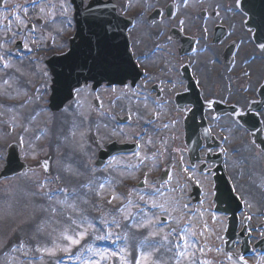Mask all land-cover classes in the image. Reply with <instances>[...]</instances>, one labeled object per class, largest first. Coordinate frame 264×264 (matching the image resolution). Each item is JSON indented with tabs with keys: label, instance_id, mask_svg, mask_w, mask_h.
<instances>
[{
	"label": "rangeland",
	"instance_id": "obj_1",
	"mask_svg": "<svg viewBox=\"0 0 264 264\" xmlns=\"http://www.w3.org/2000/svg\"><path fill=\"white\" fill-rule=\"evenodd\" d=\"M28 1L30 0L13 1V3H16V7L13 9L16 10V15H19L26 24H28L29 21L35 20L37 24L35 31H30L17 20H15L14 23L11 22V31H6L7 22L4 20V17L9 16L8 14L12 8L10 6H0V41H3L6 36L10 38L13 33H18L15 37V42L6 44L5 48L10 49V45H16L17 41L26 40L28 41L29 47L32 48L33 45H35V48H39L38 52H44L45 54L49 49H53V47L49 46H54L59 51L68 49L66 46L67 41L63 40V38L61 39L60 34L69 33L72 27L67 23V17L61 15L59 8L60 0H41V6H55L47 9L54 14V21L49 16H44L43 21L37 20L38 9L33 8L32 5L28 6ZM115 1L119 4L121 9H123L124 5V10L126 9L125 11L129 14H135L137 10H144L143 15L145 16L138 20L134 29L130 30L134 48L136 51L142 52L148 50L149 52L150 49H155V47H157V52L154 54L155 56L149 59V64H151L154 69L153 71L151 70L153 76L157 78L158 71L163 73V75L172 74V70L176 69V67H173L175 58L179 60L180 57L175 55V52H171L170 54V52L166 50L164 40L158 39V23H150L147 21L148 19H146V11L148 12L153 8H158V0H122L124 3L120 2L121 0ZM175 1L177 3L181 2V0ZM224 1H232L233 4L237 5V0ZM129 4H131L130 7ZM24 7L28 8L27 15L23 11ZM225 11L226 13L224 12L222 17L218 20L223 23L225 22L227 25L232 23L235 26L234 32H236V34L230 38L238 37L240 42L239 55L241 58L240 64L235 65V68L241 66L242 70L248 71L251 69V72H247L250 73V75L242 77V80H244L242 84H249L253 94L255 86L259 85L264 78V61L259 56L260 59L249 64L247 56L253 53L255 46L250 38L249 31L245 29V16L234 8H227ZM182 12L184 14L190 13V6L188 5ZM218 20H216L217 23ZM145 23L148 24L146 25ZM141 25L146 27V31L141 29ZM57 30L59 32L58 37ZM50 34L52 39H49ZM152 34L154 35L153 38L151 37ZM55 38L57 41L53 40ZM154 38L157 40L156 42ZM32 41H36V43L33 44ZM3 51L4 49H0V52ZM13 53H15V51ZM172 54H174L175 58H172ZM210 54L211 52L209 51L208 54L207 52L203 53L204 56ZM46 55L48 56V54ZM200 55L201 61L202 54ZM51 58H53V56L49 59ZM73 58L76 59L75 57ZM5 59L12 67L4 69L2 64H0V79L1 76L3 77V80L0 81V97L6 94L10 98H17L25 101L23 95L26 93L36 95L33 91V88H35L34 85L37 82H43L46 96L41 105L43 106L42 111L46 112V114L44 116L45 118L39 121V118L35 119L29 125V120L26 121L24 118L19 117L18 114L20 112L16 113L13 109L4 110L0 106V172L6 165L7 154L13 151L15 149L14 147H17V145H19L21 158L29 165V169L24 171L23 174L0 181V264H56V260L60 258H63V264H80L81 260L91 256L87 251H83L80 246L72 249L73 255L71 256L58 251L57 256L52 257L37 253L34 250L28 252L27 256H25V250L13 251L11 245L12 242L15 245L20 239L32 245H35L37 241H39L41 246L47 247H52L54 243L59 244L61 247L67 244V241L62 239L61 233L67 228L68 234H72V229L75 228V225H70L69 217L77 219L79 213H73L66 205L58 203V201L65 200V195L62 193H57L54 199H49L45 193L50 190L67 187L69 193H71L72 189L76 188L79 195L76 197L69 195L67 198L68 203L75 202L78 205V209H84L90 219L96 220L98 218H104L111 221L113 216L109 214L110 210L119 207L121 202L114 201L113 204H108L107 199L111 196L110 191L104 199H100L87 189H80L79 185L92 180L94 182L93 187H97L100 182L112 181V184L106 185V187L109 189L114 188L117 193L125 194L129 189L136 188L134 184L142 180L145 173L148 174V179L152 182L153 180L151 177H153L154 173L158 172V161H165V159L170 160L173 152L177 154L179 149L184 146L183 112L186 110H178L173 103H153L155 100L149 99L147 100V108H145V106L144 108H140V103L136 101V98L121 93L123 96L121 97L122 99L118 102L114 101V105L109 103L108 105L110 108L117 109L118 111H122L123 109L137 111V109L140 108L139 112L141 114L139 112L135 114L137 120H139L138 115L143 120L146 114L153 111L159 115L158 124L156 126L160 125L163 127L164 124H168L169 127L166 130L161 128V131H158V133H151L150 139L153 142L151 145H147L145 143L147 140H143L144 147L139 152L140 156L143 157L148 155L152 157L153 154H155V159H150L152 160L150 162L144 161L140 169H128L130 165L138 164L137 159L131 156L115 157L108 162L106 167L99 168L96 167L94 163L98 149L102 148L111 137H115L113 138L114 140H132L133 133L138 131L136 130L138 125L137 127H134L133 124L121 126L116 123L115 119L108 120V117L103 116L101 113H96L97 117L90 119L94 107L92 100L89 98L93 97L90 93H85L79 97V105L76 102L77 97L73 102L70 101L71 95L69 92L67 94H60V97L63 96L61 99L63 101V109L60 111L50 109L49 101L53 92V82L51 80L55 78V76L46 63V58H43L41 55H39V57L28 56V59L25 57L24 60L21 58V61H16L15 57L11 55L6 56ZM25 61L30 63L32 72L30 76L24 77V75H22L18 78V80L22 81L24 84V87L20 89L21 92H18L22 95L18 97L19 94L15 95L12 93L14 91L13 89H6V87L3 86V81L8 79L9 74L15 75L16 72L19 71V69L15 68L16 65ZM182 62V59L177 62V67H179ZM199 63L198 61L196 66H198ZM59 64L62 65L61 63ZM158 64L160 67H164L160 69ZM59 67L60 66L57 67L58 70L60 69ZM255 78H258V81ZM242 87L244 89L243 85ZM108 91L111 92V89L107 90V93H109ZM208 91H210V88H208ZM87 95H89V97ZM245 102L246 100L243 98L240 106L243 107ZM34 105L36 106V104ZM108 105H106V107ZM39 110L41 111V108ZM60 113L68 115L71 118H69L68 121L65 120L66 130L63 132L64 134L58 135L56 133V141L53 142L52 136L46 131L50 129L51 122L56 116L60 115ZM13 114L14 116L12 117ZM173 120H175V123L172 122ZM231 121V119H227L220 123V125L227 128L230 141L234 144H240L241 146L237 149L239 153L230 156L228 159V173L232 178L236 192L245 203V211L241 215L251 216V214H254L255 216L256 226L251 227L254 237L252 241L254 242L264 237V228L261 229L257 225L264 222V156H261L259 152L255 150L256 146L253 140L250 139V136L246 134V131L240 126L233 125L234 123H231ZM13 123L17 124V127L13 128ZM19 125L29 126L30 129L39 127L40 130L43 129L46 132L42 136V138H45V142L43 141L41 143L40 149L37 147L38 140L35 139V137L41 135L42 132L35 131L34 133L33 130H30L28 133H23ZM104 131L107 132L104 133ZM21 135L24 136V144H20L19 142ZM180 153L181 152H179V154ZM45 160L49 163V170L47 172H45L42 167L43 161ZM70 160L81 161L82 164L80 163V169L76 167H66L69 165L68 163ZM129 171H131L132 176L135 178H129ZM57 176H59L60 179H56ZM193 181L200 182L204 188L205 196L208 197V199L212 198L214 195L213 181L210 177L200 175L198 179H194ZM41 185H44L43 189H41ZM168 188L171 189L172 184H169ZM84 192H88L87 197L84 198L90 201L89 204L82 203L81 196H83ZM174 195L180 197L181 203H183L184 200L180 190H176ZM131 198L134 202H138L136 193H133ZM93 203L101 207H93ZM196 206H198V210L200 211L192 217L194 224L199 227L201 223L200 213H203V222H206L208 226V231L205 233V236L200 237L201 246L206 242L208 248L211 249V251H206L205 256L200 258L208 259L212 261V264H234V262L235 264H240L237 257H232V259L229 260V254L225 252L226 222L224 223V221L221 220L222 218L208 209L206 202ZM53 209H55V211H53ZM195 210L190 209L188 212L194 213ZM132 211H135V209L133 208ZM213 216H215V219H213ZM116 219L122 221V217L119 215L116 216ZM123 223L125 222L122 221V224ZM99 226L100 224L97 223V227ZM110 230L114 233H119L121 236L124 232L128 231V229L123 228V226L120 229L113 226ZM128 234V243L130 245H134L136 241L141 239V234L135 229H132ZM33 237L35 238L33 239ZM121 242L122 240L118 241L116 244L110 241H93L92 243L95 247L112 251L113 247L117 250ZM85 243H87V241H82V245ZM129 250L132 251V248L130 247ZM133 255H135L134 251ZM77 256H79V259H77ZM197 256L199 257L200 254L197 253ZM246 260L251 264H264V256L257 259L254 257L247 258ZM102 264H118V262L113 258L103 261Z\"/></svg>",
	"mask_w": 264,
	"mask_h": 264
},
{
	"label": "snow or ice",
	"instance_id": "obj_2",
	"mask_svg": "<svg viewBox=\"0 0 264 264\" xmlns=\"http://www.w3.org/2000/svg\"><path fill=\"white\" fill-rule=\"evenodd\" d=\"M74 2V0H73ZM30 3L33 8L38 9L37 20L43 21L44 16H49L53 21L55 16L52 12H49L47 9L49 7H55L53 5H44L41 6V0H30ZM0 4L3 6L9 5V0H0ZM189 0H181V5L187 7ZM80 5L85 7V11L91 13L92 5H84V0H80ZM181 5L173 3L170 7H180ZM131 4H129V7ZM240 6V0H237V7ZM12 7H16L12 5ZM71 4L69 0H60L59 8L61 15L67 16ZM24 13L27 15L28 8H23ZM160 10H158L159 12ZM215 15H219V12H215ZM16 20L19 21L24 27H28L25 21L19 16L16 15ZM4 20L7 21L6 31H11V21L9 17L5 16ZM92 22L101 29L104 33H107L108 29L105 27V22L99 17H92ZM67 23L71 26V21L68 20ZM184 21L181 20L180 24L183 25ZM35 25L31 26V31H35ZM204 31H207L205 29ZM18 33H13L12 37H5L3 41H0V49H4L3 52H0V64H2L4 69L11 68L12 65L5 59L6 56L13 55L14 50L5 48V45L8 43H14L15 37ZM33 44L36 41H32ZM24 48L29 52L32 51V48L29 47L27 42L24 43ZM258 48L264 52V43H260ZM89 52H91V46L89 44ZM235 67V63H233ZM75 70L78 72V76L75 79V82H69V94H74L77 97V104L79 105V97L85 93H91L95 91V87L88 83L89 80H96V75H93L95 71L97 75L102 74L105 71L104 62H94L92 66H89L87 59L82 63L76 65ZM244 75L248 76L250 73L245 72ZM81 79L84 81L81 86ZM3 84L11 87L9 80L5 79ZM261 95H264V85H260ZM113 92H117L115 87L112 88ZM122 93L126 91H131L133 96H139L140 93L136 92L131 85H125L124 89L119 90ZM31 99V98H30ZM96 101L98 106H102L100 96H96ZM145 108H147L148 97L145 96ZM139 102V101H138ZM155 103V101H153ZM218 103L216 100H208L207 104L211 107L213 104ZM264 103V101L258 100H246L243 107L233 106V116L235 117V123L237 126L240 125L241 119L248 113L253 111L252 105ZM191 111V109H188ZM39 113L31 115L29 118V125L32 121L36 119V116ZM264 117V113H254ZM132 114L129 112L128 119L131 120ZM154 119H159V115L153 114ZM152 121H146V124H151ZM175 123V120L172 121ZM264 122V121H262ZM22 128L23 133H28L31 129L26 125H19ZM12 127H17V124L13 123ZM164 128H168V124L163 125ZM35 139H40V135H37ZM138 139L142 137L138 136ZM20 144H24V136L21 135L19 138ZM147 145H151L153 142L151 139L145 142ZM134 156L139 158V163L136 165H130L129 168L132 170H138L141 168L145 160L155 159V154L152 157L145 155L140 156L139 152L133 153ZM42 167L45 172L49 170V163L47 160L43 161ZM129 178H135L132 176L131 171H129ZM56 179H60L59 176ZM172 176L168 175L167 179H160L159 181L150 182L148 179V174L145 173V176L142 180L139 181L136 188L129 189L127 193L121 194L117 193L114 188H107L106 185H111L112 181H105L98 183L97 187H93V181L89 180L86 183L79 185L80 189H87L92 192L94 196L104 199L108 192H111V196L107 199L108 204H113L114 201H120L119 207H115L110 210V215L113 216V219L109 221L108 219L98 218L96 220L90 219L84 209H78V205L75 202L68 203L67 198L69 195L76 197L79 195L76 188L72 189V192L69 193L67 187L60 188L56 190H50L45 193L49 199H54L57 193H62L65 195V200L58 201L62 205H66L73 213H79L77 219H72L69 217L70 225H75V228L72 229V234H68V229L66 228L62 233V239L67 241V244L61 247L59 244H55L52 247L41 246L40 242L37 241L35 245H32L26 242L23 239L18 240V242L13 246V251L25 250L24 254L27 256L28 252L35 251L37 253L46 254L48 256L55 257L57 252H63L66 255H73L72 249L74 247L80 246L83 251H87L91 254L86 259L81 260L80 264H102L103 261L108 259L115 258V261L118 264H212V261L208 259H201L200 257L205 256L206 251H211L208 248L207 243L205 242L201 246L200 237H204L205 233L208 231V226L206 222H203L202 217L203 213H200L201 223L199 227L194 224L192 217L196 213H190L187 211L189 208L188 204H182L180 197L174 195L176 192L175 188H168ZM43 189L44 185L40 186ZM180 191H183L181 187ZM133 193H136L138 196V202H134L131 198ZM88 192H84L81 196L83 204H89L90 201L87 198ZM93 207L99 208L101 206L92 204ZM135 211H132V209ZM55 211V209H53ZM121 216L122 221L125 222L122 224L121 220H117L116 216ZM215 219V216H213ZM246 219H251L247 217ZM97 223L100 224L97 227ZM120 229L122 226L128 231L124 232L121 236L119 233H114L110 229L112 227ZM132 229H135L141 234V239L135 242L134 245H130L129 234ZM167 229V230H165ZM35 237H33L34 239ZM123 240L124 245L119 247L115 251H109L108 249H101L93 245V241H110L113 244H116L118 241ZM82 241H87V243L82 245ZM130 247L132 251H130ZM133 251L135 255H133ZM218 251V249H217ZM197 253L200 256H197ZM82 255V252H81ZM98 258V259H97ZM79 259V256H77ZM228 259L231 260L232 256L229 255ZM238 261L240 264H247L244 256H238ZM56 264H63V258L56 260ZM235 264V262H234Z\"/></svg>",
	"mask_w": 264,
	"mask_h": 264
},
{
	"label": "flooded vegetation",
	"instance_id": "obj_3",
	"mask_svg": "<svg viewBox=\"0 0 264 264\" xmlns=\"http://www.w3.org/2000/svg\"><path fill=\"white\" fill-rule=\"evenodd\" d=\"M13 1L15 0H9L10 5H8L12 8L8 14L12 23L15 22V17L17 14L16 10H14L12 7V5L16 6V3H13ZM120 2L124 3L122 0ZM173 3V0H158V10H160V13H158V39L164 40L166 50L170 53L179 50L181 45L180 39L182 38V35L192 37L193 39L196 38L198 44L205 35H209L210 38L214 28L218 25L216 20L222 17L224 14L223 7L226 5V1L224 0H189L188 5L190 6L191 12L184 14L182 10L185 7L182 9V6L180 7L179 11L178 7H175V13L170 11L169 6ZM88 4H90V0H84V5L87 6ZM122 10H124V5ZM210 11H212L211 14ZM217 11L219 12L218 16L215 15V12ZM78 12L80 14L86 12L85 7L81 6ZM68 15L67 17L70 19L72 17L71 9H69ZM181 20L184 21L183 25L180 24ZM71 24L74 33L76 31V24L75 22H71ZM234 27L235 26L233 24L229 25L230 30L228 31L226 38L221 42L222 45L225 43L221 51L215 53V55H208L209 57L202 54L201 61V55L197 57L200 63L209 59L214 63L213 65L206 69H200L195 65L192 68V76L194 77L200 90V96L205 102L208 100H216L225 103H231L243 101V98L245 100H250L246 96L247 91L245 93L241 92L242 81L241 79L237 80V72L233 70V67H230L232 60H234V58L237 59V53L229 63L224 60L226 59L224 52L227 45H229L225 40L236 34V32L233 31ZM141 29L146 31V27H143L142 25ZM205 29H207V31H204ZM151 36L154 37L153 34ZM137 55H139V57L142 56L139 53H137ZM141 61L144 62V58H141ZM220 66L223 67L220 68ZM158 67H160L159 64ZM163 67H160V69ZM173 67H176V69L172 70V74L163 75V73L158 71V95H156V90H153L154 84L156 83H152L150 87L155 93L154 97H158V101H167L175 103L176 105V95L184 92L187 88V85L181 73L180 68L182 67H177V63H174ZM106 87L107 86H101L95 90V92H98L94 96V99L97 95H99L100 99L107 100L110 93H107L108 88ZM208 88H210V91H208ZM87 96L89 97V95ZM204 157H206V155H204ZM190 168H192L191 171L194 169L193 167ZM176 177L179 178L177 174Z\"/></svg>",
	"mask_w": 264,
	"mask_h": 264
},
{
	"label": "bare ground",
	"instance_id": "obj_4",
	"mask_svg": "<svg viewBox=\"0 0 264 264\" xmlns=\"http://www.w3.org/2000/svg\"><path fill=\"white\" fill-rule=\"evenodd\" d=\"M26 59H28V58H26ZM16 61H21V60H16ZM213 64L214 63L208 59V60H205V61L199 63L198 67L200 69H204V68L206 69ZM15 68L19 69V71H17L15 75L9 74L8 79H7V80H9L11 87H7L4 84H3V86L6 87V89H13L14 91L12 93L17 95V94H19L18 92H21L20 89L22 87H24L23 82L19 81L18 78L21 77L22 75H24V77L30 76L32 69H31L30 63H28L27 61L16 65ZM23 73H25V74H23ZM255 79L257 80L258 78H255ZM2 80H3V77L1 76L0 81H2ZM255 87H258V85H256ZM45 92H46L45 87L43 86L40 88V90L38 91V93L35 97L30 95V93L29 94L26 93L23 95L25 101L18 99L17 101H10V102H8V99L10 97L5 94L3 97H0V106L4 110L13 109L14 111H16V113L20 112L18 114L19 117L24 118V120H26V121L29 120L31 115H34L35 113H39V115L36 116V119L39 118L38 119V121H39V120L45 118L44 116L46 114V112L42 111L43 106L41 105V103L44 102L43 97H44ZM21 95L22 94H19L18 97H20ZM34 104H36V106ZM40 108H41L42 112L39 110ZM13 116H14V114L12 115V117ZM69 118H71V117L68 115L60 113V115L56 116L54 118V120L51 122L50 129H48L46 132L50 133V135L52 136L53 142L56 141V133L58 135L64 134L63 132L66 130L65 120L68 121ZM46 121H47V119H46ZM31 130H33L34 133H35V131H38V132L41 131L42 132L40 135V139H38V142H37V144H38L37 147H38V149H40L41 143L45 139V138H42V136L46 132L43 129L40 130L39 127H33ZM132 157H134V156H132ZM67 163H65V164H67ZM80 163H81V161L78 162V161L70 160V162L68 163L69 165L67 164L68 166H66V167H76L77 169H80L81 164H82V163L81 164ZM128 169H130V168H128ZM73 170H74V168H73ZM123 245H124V241L122 240V242L119 246L122 247ZM13 246H14V243L12 242L11 247L13 248ZM109 249H111V248H109ZM115 250L116 249H114V247H113L112 251H115Z\"/></svg>",
	"mask_w": 264,
	"mask_h": 264
},
{
	"label": "water",
	"instance_id": "obj_5",
	"mask_svg": "<svg viewBox=\"0 0 264 264\" xmlns=\"http://www.w3.org/2000/svg\"><path fill=\"white\" fill-rule=\"evenodd\" d=\"M259 5H260L259 0H249V1L244 2L242 4V7L244 8V10L251 14V19L249 20V25L250 26L254 25V18L253 17L256 16V14H258V13H256V11H260ZM98 14L99 13L95 12V16L96 15L98 16ZM113 23L116 26H119V25L121 26V28H119V29L117 28L118 30H116V32H115L116 36L113 37L114 38V44H115V46L119 44V46H121V50H123V51H124V48H125V50H127V55H129V52H128V46L129 45H128V42H127V38H126L125 32H126L127 28L130 26L131 23L128 20H123L122 17L119 18V21L117 19H114ZM122 39L124 40V42L126 41L125 42V47L122 46L123 45L122 44ZM258 39L259 40H264V37L258 35ZM80 42H81V40H78V43L74 44L72 53H74V54L76 53V50H77L78 45H79ZM115 46H114V49L116 48ZM126 65L129 66V68L133 67L132 59H130V57L127 58V64ZM58 66H60V64H55V70H53L54 74L57 73V77L55 79L56 80V86H59L61 84H63L64 86L67 85V89L69 90V82L70 81L71 82H75V79L77 77H75L74 74L77 73V72H74V70H72L70 68L69 70L66 71V76L62 77L61 76V73H62L61 70H64V69H61V67H60L61 70L60 69L58 70L57 69ZM115 69L117 70L118 68H115ZM131 75H132V73H130L128 76L127 75H123V79H125L126 77H132ZM262 96L264 97V95H262ZM58 108H59V105H58ZM255 138H256V141L258 142V144L264 148V141L262 140V137H260L258 135V136H255ZM187 140H188V138H187ZM105 156L107 157V156H109V154H106ZM21 169H22V165L21 166H17L16 168H14V167L12 168V167L9 166V168H7V170L4 171L3 174L16 173V172L20 171ZM227 195L232 196V194L230 192V188L228 187V184L225 183L224 180L223 181L220 180L219 186L217 187V200H218V202L222 203L224 200H226V196ZM232 212L235 214L234 210ZM234 218H232V220H231V227L229 228V232H228L229 233L228 235H229L230 238H233L234 230H236V228H235L236 219H234Z\"/></svg>",
	"mask_w": 264,
	"mask_h": 264
}]
</instances>
